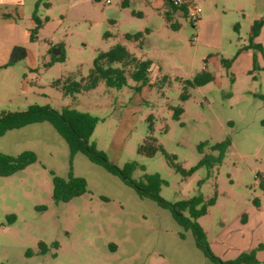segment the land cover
Returning a JSON list of instances; mask_svg holds the SVG:
<instances>
[{
  "label": "rangeland",
  "instance_id": "374dc122",
  "mask_svg": "<svg viewBox=\"0 0 264 264\" xmlns=\"http://www.w3.org/2000/svg\"><path fill=\"white\" fill-rule=\"evenodd\" d=\"M105 1H19L12 24L17 40L29 41L20 46L27 57L0 72V113L38 106L96 118L89 143L119 169L134 163L132 181L145 183L158 175L165 182L159 195L170 204L215 195L214 206L196 221L213 256L227 262L253 252L255 264H264L259 249L264 246V190L257 179H264V0H193L201 10L196 26L167 0ZM34 12L41 26L31 42ZM256 22L262 26L253 43L261 53L246 49ZM136 33L141 34L137 41L125 38ZM115 45L151 63L143 86L130 79L131 68L119 90L100 80L93 90L71 97L52 86L55 80L87 77L95 57ZM54 49L63 52L64 62L48 66ZM222 59L232 61L228 69ZM203 71L214 77L211 83L186 85ZM3 90L13 92L10 102ZM176 108L182 109L177 120L172 118ZM149 134L185 171L203 156L216 157L213 145L225 139L230 145L219 164L183 177L161 152L150 158L137 153ZM202 143L207 146L199 153ZM25 151L33 152L36 162L0 177V264H214L167 209L138 197L84 155L70 160L66 143L50 124L0 137V153L15 157ZM70 169L85 180L86 191L56 203L51 173L67 178ZM10 216L14 220L8 224ZM39 243L45 244V255L38 254Z\"/></svg>",
  "mask_w": 264,
  "mask_h": 264
},
{
  "label": "trees",
  "instance_id": "16d2710c",
  "mask_svg": "<svg viewBox=\"0 0 264 264\" xmlns=\"http://www.w3.org/2000/svg\"><path fill=\"white\" fill-rule=\"evenodd\" d=\"M99 1V0H96ZM172 10H179L186 18V11L184 9H176L168 3ZM124 6V5H122ZM4 17H8L4 15ZM34 23V29L30 35L32 42L38 28L41 26L39 18L35 12L31 16ZM262 22H256L253 25L252 34L250 37L249 46L246 49L258 50L261 53V47L253 43V40L258 37ZM127 40H135L141 38V34L125 35ZM27 56L26 50L23 47L16 46L11 50L8 62L3 68L11 67L18 62L25 60ZM64 62L63 52L58 56L51 55L48 66L54 63ZM221 65L228 69L232 63L231 60L222 59ZM114 65H119L115 67ZM151 63L149 61L137 60L134 58L124 47L115 45L105 53H99L94 61L92 69L87 77L82 78L79 82L71 79L64 81L55 80L52 83L53 87L59 88L63 96H75L81 92L93 90L98 82L102 80L108 88L121 89L126 84L127 69L131 68L128 72L130 79L135 83H140L143 86L148 81V72ZM256 69L255 61L253 62V70ZM214 77L208 72H201L196 74L191 81L186 85L191 88H199L211 83ZM136 87L135 90H139ZM183 100L187 96L182 97ZM182 114V109L176 108L172 113V118L177 120L179 115ZM48 123L57 132V134L66 143L70 160L76 154L84 155L91 163L102 167L108 173L119 177L126 185L131 187L138 197L148 198L155 202L159 207L167 209L173 220L184 230L191 231L196 247L214 264H255V255L253 252L249 254H242L235 260L223 262L217 257L213 256L207 243L206 236L201 227L197 224V219L204 216L208 208L213 207L215 204V195L205 200L201 195H195L189 199L170 204L163 200L160 195L161 186L165 182L158 176L153 175L147 177L145 183L135 182L130 179V173L134 170V163H127L122 169L109 163L106 155L89 143V139L93 133L97 119L89 114L77 112L74 109L64 108L60 111L53 110L49 107L30 106L24 112L20 113H0V137L5 135L6 132L11 130L21 129L23 127L38 124ZM151 132V128L150 131ZM230 145L228 139L221 143H217L210 147L211 152H216L217 156H203L195 168L188 171L181 169V167L174 163L175 158L168 155L164 149L156 144V140L149 134L143 142L138 146L137 153L145 157H153L157 152H161L164 158L168 161L169 166L183 177L191 175L196 169L200 167L211 168L215 164H219ZM206 143L199 144L197 150L202 153ZM36 162V155L31 151H25L15 157L8 156L0 153V177H9L18 172L23 171L25 168ZM52 199L56 203H67L73 198L83 195L86 191V182L83 178L73 176L71 169L67 178H61L52 174ZM259 179V187L264 190V179L257 175ZM13 216L7 218L8 224L13 222ZM54 247L56 245L54 244ZM260 250H264V246H259ZM47 248L45 244H38V254L45 255ZM30 252H26V256H30Z\"/></svg>",
  "mask_w": 264,
  "mask_h": 264
},
{
  "label": "crops",
  "instance_id": "0c3cea01",
  "mask_svg": "<svg viewBox=\"0 0 264 264\" xmlns=\"http://www.w3.org/2000/svg\"><path fill=\"white\" fill-rule=\"evenodd\" d=\"M19 1L20 0H0V20H3L5 22V24H0V28L2 26L5 27L3 32L0 31V49L2 53L0 57V72H7L9 67L3 68V66L8 62L11 50L16 46H25L27 45V43H29L27 39L17 40L18 38L15 35V32L18 29L16 27V24H12V22L18 18ZM176 12H179L180 14H182V12L179 10H176ZM4 15H7L8 17H4ZM138 16L140 17L141 15L138 14ZM242 55H244V52L239 56V58ZM248 69L249 68L247 66V69L245 70V72H247ZM2 93H3V98L4 96H7L6 101L10 102L12 100L11 95L13 92L9 94L8 90H3Z\"/></svg>",
  "mask_w": 264,
  "mask_h": 264
},
{
  "label": "built area",
  "instance_id": "2783aa9c",
  "mask_svg": "<svg viewBox=\"0 0 264 264\" xmlns=\"http://www.w3.org/2000/svg\"><path fill=\"white\" fill-rule=\"evenodd\" d=\"M167 2L176 9H184L186 11V18L192 26H196L199 21L200 8H198L193 0H167ZM108 4L109 1L107 0Z\"/></svg>",
  "mask_w": 264,
  "mask_h": 264
},
{
  "label": "water",
  "instance_id": "95a60500",
  "mask_svg": "<svg viewBox=\"0 0 264 264\" xmlns=\"http://www.w3.org/2000/svg\"><path fill=\"white\" fill-rule=\"evenodd\" d=\"M60 54V50L59 49H54L52 52L53 56H58Z\"/></svg>",
  "mask_w": 264,
  "mask_h": 264
}]
</instances>
